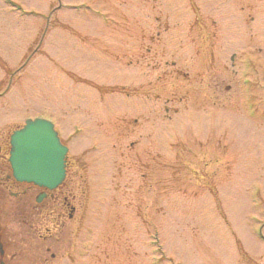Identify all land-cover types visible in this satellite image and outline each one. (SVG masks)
Segmentation results:
<instances>
[{
  "label": "rangeland",
  "instance_id": "1",
  "mask_svg": "<svg viewBox=\"0 0 264 264\" xmlns=\"http://www.w3.org/2000/svg\"><path fill=\"white\" fill-rule=\"evenodd\" d=\"M37 118L77 208L0 203L11 264H264V0H0V133Z\"/></svg>",
  "mask_w": 264,
  "mask_h": 264
},
{
  "label": "flooded vegetation",
  "instance_id": "2",
  "mask_svg": "<svg viewBox=\"0 0 264 264\" xmlns=\"http://www.w3.org/2000/svg\"><path fill=\"white\" fill-rule=\"evenodd\" d=\"M10 148L9 136L0 133V203L12 205L14 202H24V209L32 211L39 218L37 231L40 239H51L55 234L50 232L48 227H44L46 221L53 224V230L57 231L56 236L60 237L64 229L66 219H71L76 212L74 203L75 196L70 195L67 180L69 179L68 169L66 167V176L64 182L54 189H46L35 186L30 183L17 181L8 161V152ZM68 188V189H67ZM69 194V196H68ZM10 208V207H8ZM13 209V206H12ZM8 212V211H7ZM13 213V211H12ZM43 226L44 234H40V228ZM17 233L13 227L0 226V264H11L18 243ZM41 245H36L40 250ZM50 248H47L49 251ZM14 251V252H12ZM39 253V252H36ZM54 258V254H51ZM47 262L45 261L44 264Z\"/></svg>",
  "mask_w": 264,
  "mask_h": 264
},
{
  "label": "water",
  "instance_id": "3",
  "mask_svg": "<svg viewBox=\"0 0 264 264\" xmlns=\"http://www.w3.org/2000/svg\"><path fill=\"white\" fill-rule=\"evenodd\" d=\"M10 145L9 162L18 181L49 189L62 182L67 149L49 121L27 120L11 135Z\"/></svg>",
  "mask_w": 264,
  "mask_h": 264
}]
</instances>
